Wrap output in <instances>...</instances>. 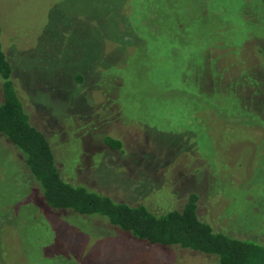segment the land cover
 <instances>
[{"label": "rangeland", "instance_id": "obj_1", "mask_svg": "<svg viewBox=\"0 0 264 264\" xmlns=\"http://www.w3.org/2000/svg\"><path fill=\"white\" fill-rule=\"evenodd\" d=\"M0 26L64 180L154 211L195 194L213 229L264 242L262 0H0ZM0 264L218 263L49 207L0 134Z\"/></svg>", "mask_w": 264, "mask_h": 264}, {"label": "trees", "instance_id": "obj_2", "mask_svg": "<svg viewBox=\"0 0 264 264\" xmlns=\"http://www.w3.org/2000/svg\"><path fill=\"white\" fill-rule=\"evenodd\" d=\"M12 74L13 68L0 40V134L20 153L49 207L70 209L79 215L102 216L138 240L209 253L216 256L218 264H264V242L213 229L198 217L195 194H189L180 209L154 211L143 204L115 201L64 180L45 134L29 121ZM106 142L114 148L120 146L117 140L110 138H106Z\"/></svg>", "mask_w": 264, "mask_h": 264}]
</instances>
